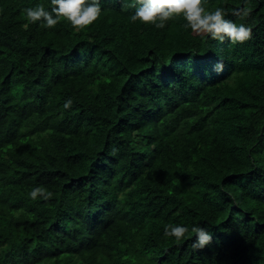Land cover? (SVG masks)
<instances>
[{
  "label": "trees",
  "instance_id": "trees-1",
  "mask_svg": "<svg viewBox=\"0 0 264 264\" xmlns=\"http://www.w3.org/2000/svg\"><path fill=\"white\" fill-rule=\"evenodd\" d=\"M100 3L75 30L0 0V264H264V0H205L251 28L235 44Z\"/></svg>",
  "mask_w": 264,
  "mask_h": 264
},
{
  "label": "clouds",
  "instance_id": "clouds-1",
  "mask_svg": "<svg viewBox=\"0 0 264 264\" xmlns=\"http://www.w3.org/2000/svg\"><path fill=\"white\" fill-rule=\"evenodd\" d=\"M247 5L248 0H244ZM51 10H46L43 5L24 9L28 21L41 23L46 28L55 27L61 19L66 20L75 30H81L94 24L101 16L100 0H50ZM250 9L245 6L239 13L247 16ZM227 11L223 7H216L209 11L205 7V0H137V6L131 16L133 21L154 25L163 28L165 24L181 17L183 27L190 29L193 34L207 36L223 42L226 38L232 43H243L251 38L252 30L244 23H235L226 18ZM224 70L222 62L217 61L212 66V71L221 73ZM71 105V100L66 101L65 108ZM52 193L42 187H34L28 196L31 199L37 197L47 199ZM189 227L180 224H167L164 236L174 238L177 241L184 238L189 232ZM191 232L196 239L192 242L194 249H203L212 242V233L207 227L192 226Z\"/></svg>",
  "mask_w": 264,
  "mask_h": 264
}]
</instances>
